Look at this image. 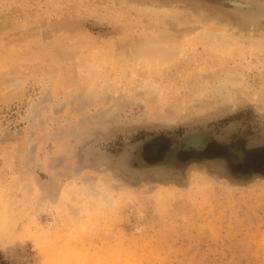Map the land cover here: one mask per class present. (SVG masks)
<instances>
[{"label":"rangeland","instance_id":"obj_1","mask_svg":"<svg viewBox=\"0 0 264 264\" xmlns=\"http://www.w3.org/2000/svg\"><path fill=\"white\" fill-rule=\"evenodd\" d=\"M131 1L0 0V264H264V0Z\"/></svg>","mask_w":264,"mask_h":264},{"label":"bare ground","instance_id":"obj_2","mask_svg":"<svg viewBox=\"0 0 264 264\" xmlns=\"http://www.w3.org/2000/svg\"><path fill=\"white\" fill-rule=\"evenodd\" d=\"M131 1V0H130ZM239 1V0H238ZM252 1V0H251ZM254 1V0H253ZM252 1V2H253ZM256 1H258V2H260L259 0H255V2ZM263 1V0H262ZM132 2V1H131ZM192 2H194V1H192ZM229 2H231L232 3V1L230 0ZM228 2V3H229ZM244 2H245V0H244ZM247 2V1H246ZM245 2V3H246ZM250 1H248V3H249ZM252 2H250V4L252 3ZM258 2H256V3H258ZM189 3H190V1H189ZM196 3V2H195ZM235 5H232V7L234 6H236V7H240L241 8V6H243L244 4L243 3H240V1L239 2H237V1H235V2H233ZM260 4V3H259ZM262 4H264L263 2H262ZM257 6V5H256ZM263 6V5H262ZM246 7V6H245ZM238 8H236L237 9V11H238ZM229 9V8H228ZM234 9V8H233ZM258 9V11L260 10L261 12L262 11H264V9L263 8H257L256 7V10ZM246 11H247V8L245 9ZM104 11V10H103ZM240 11V10H239ZM241 12H244V11H242L241 10ZM240 13V12H239ZM247 13V12H246ZM259 13V12H258ZM263 13V12H262ZM233 14H235V13H233ZM251 14V13H250ZM254 15V14H253ZM237 16V15H236ZM264 16V15H263ZM262 16V17H263ZM172 17V16H171ZM240 16H239V14H238V18H239ZM241 17H243V16H241ZM261 17V16H260ZM259 17V18H260ZM261 17V18H262ZM216 18V17H215ZM239 19H241L242 20V18H239ZM244 19V18H243ZM246 19V18H245ZM263 19V18H262ZM252 20H255V19H252ZM1 21V20H0ZM243 21V20H242ZM241 21V22H242ZM246 21H248V20H246ZM204 22V21H203ZM264 22V21H263ZM253 23V22H252ZM255 23H259V20H258V22H256L255 21ZM179 25V24H178ZM236 26V25H235ZM1 28H2V26H1ZM225 29V28H224ZM1 30V29H0ZM206 30V29H205ZM212 30V29H211ZM3 31V30H2ZM199 31V30H198ZM158 31H155V33H157ZM205 32V31H204ZM160 33V31L158 32V34ZM178 33V32H177ZM185 33V32H184ZM210 33V32H209ZM212 33V32H211ZM213 33H214V31H213ZM217 33V32H216ZM4 34V33H3ZM158 34H154V36H152L151 37V35H150V37H146L145 38V36L147 35L148 36V34H145L144 36H141V37H143V38H141V37H139V38H141V39H137V40H135L134 41V43H133V47L128 51L129 52V55H130V53H131V55L133 54V56H135V55H138V56H142L143 58H145V59H147V60H149V61H151V60H155L156 59V61L158 60L159 62H163V61H166L170 56H169V52H168V50L170 51V49L172 48L169 44H168V42L166 41H163V40H165V39H163L162 37L163 36H165L164 34L165 33H163L161 36L159 35L158 36ZM161 34V33H160ZM167 35V34H166ZM208 36V35H207ZM210 37H211V35H210ZM210 37H208V38H210ZM226 37V36H225ZM236 37V36H235ZM238 37V36H237ZM241 37V36H240ZM254 37V36H253ZM257 37V36H256ZM167 38V37H166ZM208 38L206 39V40H208ZM172 39V38H171ZM170 39V40H171ZM222 41H224V42H222L220 45H222L223 47H225L226 49H228V50H231L232 52H236V51H234L235 50V48H234V46L231 44V41H234V38L232 39V35L231 36H228V37H226V38H224L223 36H222ZM232 39V40H231ZM169 40V39H168ZM206 40H204V41H206ZM210 40H211V38H210ZM206 42H208V41H206ZM211 42V41H210ZM209 42V43H210ZM242 42V41H241ZM203 43V42H202ZM208 43V44H209ZM238 43V42H237ZM264 42H262V41H260V40H255V43H251V44H255V46L254 47H257V46H261V48H262V46L264 47V44H263ZM171 44H173V43H171ZM206 44V43H205ZM213 44V43H212ZM246 44H248V41H247V43ZM211 45V44H210ZM209 45V46H210ZM232 45V46H231ZM235 45H236V43H235ZM214 46V45H213ZM251 46H253V45H250V47ZM124 47V46H123ZM122 47V48H123ZM169 47H171L170 49H169ZM220 48V47H219ZM115 49V48H114ZM125 49V48H124ZM180 49H182V48H180ZM224 49V48H223ZM225 49V50H226ZM117 50V49H116ZM124 51H126V50H124ZM229 52V51H228ZM242 52V51H241ZM247 52V51H246ZM113 54H115V53H113ZM112 54V55H113ZM122 54V53H121ZM124 54H125V58H126V52H123V56H124ZM112 55H111V57H112ZM223 55V54H222ZM235 55H237L236 53H235ZM169 56V57H168ZM224 57V56H223ZM119 60V59H118ZM157 61V62H158ZM124 62V61H123ZM139 62V61H138ZM156 62V63H157ZM158 62V63H159ZM18 63V62H17ZM117 63H119V62H117ZM142 63V62H141ZM84 66V65H83ZM85 67V66H84ZM3 68V69H2ZM88 69V68H87ZM78 70V69H77ZM80 70V69H79ZM80 71H83V70H80ZM87 75H88V77H89V73H91L90 71L88 72L87 71ZM137 76V75H136ZM96 78V77H95ZM19 82V79H18V74L16 73V70L15 69H13V68H4V67H2V65H0V85L1 84H11V85H15V84H18V82ZM21 83V82H20ZM226 83H230L231 85H235L236 83H238V79H237V77L236 76H230V75H228V77L226 78V81H225V83H222L223 85H225ZM145 84V83H144ZM5 86V85H4ZM16 86H18V85H16ZM221 86V85H220ZM15 87V86H14ZM157 88V87H156ZM234 95H232V94H228L227 95V99H225V98H221L220 100V102L218 101V105H219V107H220V105L222 106V105H225V106H228L229 104H230V102H231V106L233 105V106H236L238 103L236 102V101H238L237 99H234V97H233ZM237 97V96H236ZM225 100V101H223V100ZM226 100H228V101H226ZM225 102H229V103H227V105L225 104ZM239 102V101H238ZM215 105H217V104H215ZM214 105V106H215ZM212 106V105H211ZM230 106V107H231ZM232 106V107H233ZM230 107H228V108H230ZM34 113V112H33ZM17 177V176H16ZM80 180V179H79ZM84 187H86V189H88L87 191H88V193L89 194H96L97 193V191L95 192L94 190H95V188H93V187H87V186H84ZM80 190V189H79ZM86 191V192H87ZM40 198V197H39ZM105 198L107 199V201L108 202H111V200H112V198H110L109 196H105ZM42 203V202H41ZM39 205V204H38ZM37 205V206H38ZM39 207H40V205H39ZM60 222V221H59ZM30 223V222H29ZM33 224V223H32ZM38 226V225H37ZM34 227H36V225H34ZM40 227V226H39ZM102 227V226H101ZM27 228V227H26ZM13 230V229H12ZM54 230H56V229H54ZM5 231V229H4V227H3V225L0 223V242L2 241V234H3V232ZM28 231V230H27ZM39 233H38V232ZM20 232V231H19ZM27 233L26 232V229H25V231H23V233ZM29 232H30V230H29ZM71 232H72V230H71ZM35 233H36V236L34 235V234H32V233H30L29 235H31V236H35V239H37V240H42V242H41V240H40V243H43V240L44 241H46V239L47 240H49L48 238H47V235H48V233H47V229H43V228H37L36 229V231H35ZM57 234V233H56ZM21 235H22V233H21ZM60 235V234H59ZM49 236V235H48ZM54 236V235H53ZM55 237V236H54ZM40 238V239H39ZM43 238V239H42ZM60 238H61V236H60ZM61 239H64V237L62 236V238ZM60 239V240H61ZM56 240V239H55ZM63 242V241H62ZM50 243H51V241H50ZM60 245V244H59ZM75 245V244H74ZM48 246H50V245H48ZM48 246H47V248H48ZM61 247H62V245H60ZM64 246V245H63ZM51 247V246H50ZM67 247V246H66ZM76 247V246H75ZM53 248V247H52ZM74 248V247H73ZM54 249V248H53ZM47 250V249H46ZM45 250V251H46ZM48 250L50 251V249L48 248ZM45 251H43V252H45ZM61 251H63V250H61ZM47 252V251H46ZM77 252V251H76ZM46 254V253H45ZM60 255V254H59ZM70 255H67L66 257H68L67 259L69 260V259H71V257H69ZM66 257H64V259H65V261H63V263H65V262H68V260L66 261ZM147 257V256H146ZM116 258V257H115ZM73 259V258H72ZM71 259V260H72ZM117 259V258H116ZM126 259V258H125ZM71 260H70V262H71ZM126 261V260H125ZM131 261V260H130ZM129 261V262H130ZM139 262V261H138ZM74 263V262H73ZM114 264V263H113ZM123 264H128L127 262L126 263H123ZM131 264V263H130ZM133 264V263H132ZM135 264H137V263H135Z\"/></svg>","mask_w":264,"mask_h":264}]
</instances>
